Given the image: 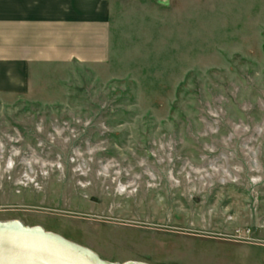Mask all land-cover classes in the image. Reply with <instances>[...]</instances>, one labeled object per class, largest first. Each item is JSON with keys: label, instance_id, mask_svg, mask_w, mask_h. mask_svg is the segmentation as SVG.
Listing matches in <instances>:
<instances>
[{"label": "rangeland", "instance_id": "1", "mask_svg": "<svg viewBox=\"0 0 264 264\" xmlns=\"http://www.w3.org/2000/svg\"><path fill=\"white\" fill-rule=\"evenodd\" d=\"M110 2L105 64L0 96V219L110 261L264 264V0Z\"/></svg>", "mask_w": 264, "mask_h": 264}, {"label": "crops", "instance_id": "2", "mask_svg": "<svg viewBox=\"0 0 264 264\" xmlns=\"http://www.w3.org/2000/svg\"><path fill=\"white\" fill-rule=\"evenodd\" d=\"M111 12L110 0H0V96L34 98L54 67L105 64Z\"/></svg>", "mask_w": 264, "mask_h": 264}, {"label": "water", "instance_id": "3", "mask_svg": "<svg viewBox=\"0 0 264 264\" xmlns=\"http://www.w3.org/2000/svg\"><path fill=\"white\" fill-rule=\"evenodd\" d=\"M0 264H150L128 259H103L93 249L41 225L0 219Z\"/></svg>", "mask_w": 264, "mask_h": 264}]
</instances>
